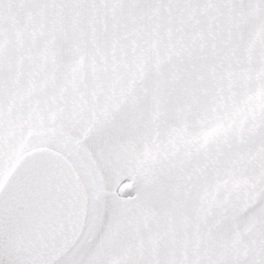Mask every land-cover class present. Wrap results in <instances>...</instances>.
I'll list each match as a JSON object with an SVG mask.
<instances>
[{"label": "rangeland", "instance_id": "rangeland-1", "mask_svg": "<svg viewBox=\"0 0 264 264\" xmlns=\"http://www.w3.org/2000/svg\"><path fill=\"white\" fill-rule=\"evenodd\" d=\"M37 149L86 194L54 264H264V0H0V186Z\"/></svg>", "mask_w": 264, "mask_h": 264}, {"label": "water", "instance_id": "water-1", "mask_svg": "<svg viewBox=\"0 0 264 264\" xmlns=\"http://www.w3.org/2000/svg\"><path fill=\"white\" fill-rule=\"evenodd\" d=\"M38 165L58 182L59 177L71 179L76 185L74 188L71 182V198L62 199L61 188L58 196L53 184L54 191L50 186L40 193L34 189L42 182L29 177V173ZM11 204L13 207L7 209ZM66 214L67 219L63 220ZM85 215L84 188L63 157L46 149L22 155L0 186V264L56 263L78 241Z\"/></svg>", "mask_w": 264, "mask_h": 264}, {"label": "bare ground", "instance_id": "bare-ground-1", "mask_svg": "<svg viewBox=\"0 0 264 264\" xmlns=\"http://www.w3.org/2000/svg\"><path fill=\"white\" fill-rule=\"evenodd\" d=\"M47 172H45L44 170V167L38 165V167H34L33 169L30 170V173H29V177H33L36 181H41L42 184H37L36 187H34V189H37L38 192H42L44 190H47L46 188L49 187L52 191H54V188L53 186L55 187L56 189V192H57V195L60 196V192L58 191L60 188L62 190V199L64 198L65 200H68L69 198H71V193L70 191L73 190V185H72V180L71 179H68L67 177H65V180L62 179V177H59L60 178V182H58L56 180V178H54L53 176L49 175V177L47 176L46 174ZM47 176V177H46ZM51 178V179H49ZM54 181V183H53ZM57 182V183H56ZM72 182V183H71ZM61 183V184H60ZM53 184V186H52ZM74 184V183H73ZM62 185V186H61ZM47 186V187H46ZM61 186V187H60ZM75 184H74V188H75ZM57 187V188H56ZM44 189V190H43ZM60 190V191H61ZM67 191V192H66ZM19 197H17V200H18ZM13 200V199H12ZM20 200V198H19ZM14 204H11L9 205V207L7 209H10L11 207H13ZM4 206V205H2ZM67 219V214L64 216L63 220ZM64 227H67V225L64 223ZM57 237V236H55ZM26 259H22L21 262H26L25 261ZM20 262V263H21Z\"/></svg>", "mask_w": 264, "mask_h": 264}]
</instances>
